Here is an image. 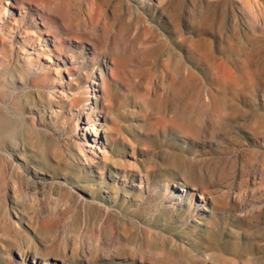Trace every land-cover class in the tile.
Here are the masks:
<instances>
[{"label":"rangeland","instance_id":"rangeland-1","mask_svg":"<svg viewBox=\"0 0 264 264\" xmlns=\"http://www.w3.org/2000/svg\"><path fill=\"white\" fill-rule=\"evenodd\" d=\"M9 1L15 7L6 17L4 5L0 30L16 28L5 36V48L22 56L20 35L33 32L35 11L28 4L20 11L19 0ZM95 2L113 23L109 35L95 31L97 5L89 6L88 0H67L69 18L80 23L78 32L63 29L60 18L49 13L53 27L67 37L61 58L74 59L70 41L75 34L86 49L94 48L97 62L108 52L124 63L123 72L107 79L112 96L97 114L99 123L95 120L105 129L98 135L103 143L107 132L116 140L115 146L106 145L112 162L103 169L82 162L69 167L77 164L74 156L55 143L47 145L54 163L45 168L35 163L43 168L38 175L23 173L21 160L14 158L12 179L26 183L0 191V264H30L34 257L39 264H264V17L254 9L250 14L234 10L232 0H199L194 11L192 0ZM246 34L263 46L253 59L244 56L250 44L242 39ZM229 36L241 53L229 49ZM33 49L27 51L31 57ZM63 76L69 81L68 74ZM92 80L85 77L84 84L90 88ZM94 81L100 91L104 79L96 74ZM62 82L53 84L62 89ZM172 82L177 83L175 104L151 110L148 101L158 94L170 98ZM45 86L19 84L15 97L28 93L25 108L38 110L40 96L49 95L53 85ZM71 98L65 97L67 106ZM69 108L62 110L56 128L61 142L79 133L87 120L80 109ZM177 161L185 166H176ZM119 169L125 174L113 178ZM193 188L197 198L183 196Z\"/></svg>","mask_w":264,"mask_h":264},{"label":"bare ground","instance_id":"bare-ground-1","mask_svg":"<svg viewBox=\"0 0 264 264\" xmlns=\"http://www.w3.org/2000/svg\"><path fill=\"white\" fill-rule=\"evenodd\" d=\"M88 1H89V4H88L89 6L95 7L97 5L95 0H88ZM150 1H153V0H150ZM192 1L194 5V8H193V11H194L196 10L195 8L197 5V1L199 0H192ZM220 1H223V0H220ZM68 3H67V0H19V3L17 2V4L19 5L20 11L25 10L27 4L30 5V7H34V10L32 11H35V14H33L32 16V22H33L32 27H34L32 28L34 29L33 32L29 33L30 31H25L24 34L20 35L23 41V44L21 46V49H23L22 56L21 55L15 56V52L13 51L14 49L11 46L9 47V49H11L10 52H7V48H5V43H7L5 36L8 35L9 33L12 34L16 28H13V27L2 28L0 30V191L7 190L8 188H15L17 184L22 186L23 183H26L25 179H20V177H17V179L15 177L16 181L15 179H12V177L16 176L15 174L17 173L14 171L16 169H11L10 167V166H13L12 160L14 158H19L21 160L23 166L19 165L20 170H22V172L26 173L27 175H29L30 173L38 175L39 174L37 172L38 169L43 170V168L37 167L35 163L41 164L42 166H44V164L49 165V164L54 163V159L56 158H52L51 155H49V151H47L48 150L47 145H51V143L57 144V146H59L60 149L67 148L71 151L70 153H72V155L74 156V159L77 162V164L68 163L69 167L74 168V166H77V165L81 167L80 166L81 164L79 163L82 162V163H85V165H83L84 167H88L90 169L92 168L93 169H103L106 162L107 163L109 161L112 162V159L108 156L109 154L106 150L107 149L106 145L110 141L112 142V146H115L116 140L112 138L109 132H107V133H104L105 143H103L100 140V137L98 135L101 130L104 131L105 129H102V126L100 124L96 125L95 120L97 121V123H99V115L97 114L98 112H100V108L103 109L106 106L105 105L106 101L110 99L112 96V91L108 86L107 79L109 78L113 79L116 77L117 73L123 72L122 70L125 68L124 63L122 61L111 58L110 53L108 52L104 53V56H103L104 59L102 61L97 62L94 57L95 55H93V52H91V51H94V48H92V50L86 49L83 46V43H81L82 39H80L78 35H75V34L72 36L73 41H70L71 47L73 48L72 57L74 59H71V57H69L68 55H65L64 57L61 58L63 53L61 52L59 48H60V45L67 40V37L63 36L62 28L53 27V23H52L53 18L49 12H52V13L54 12L56 17L58 19L60 18L59 19L61 21L60 24L63 27V29L65 30L67 29L68 31L78 32L80 31V28H79L80 23L78 20L69 18L67 14L68 6H69ZM5 4L7 6L6 14H5L6 17H7L8 8L10 6L11 7L13 6L12 8L15 7V5H13L14 3H10L9 0H0V19L3 14L2 12L5 9L4 8ZM248 4H251L252 10L249 8ZM232 8L234 10L238 9L244 14H250L252 13L254 9L258 12V15L260 17H264V0H232ZM81 9L85 10L83 8ZM82 10L81 12H79V9H78L79 15L82 14ZM108 19L110 20V18ZM108 19L107 18L104 19V13L100 10V6L97 5V17L95 20H93V23H94L93 26H94L95 31L99 30L105 35L111 34V32L113 31V28H111L109 25L113 26V23L111 21H108ZM101 24H103V26H101ZM33 37L36 39H32ZM9 38L11 37L9 36ZM234 39H235L234 36H229L226 38L225 42H227L228 44L230 43L229 49L232 52L241 53L240 51H238V50H241L240 46L239 45L237 46L236 44L233 43L236 40ZM242 39L250 43L249 47L247 48L249 49V51L247 50V52H245L244 54L246 59H253V57L256 55V54L254 55V53L258 51H260V53L262 52L261 50H263V46L258 41H256L255 38L250 37L248 34H246L244 38ZM186 40L183 39V42L185 43ZM195 40L193 41L191 40L190 43H193V45L196 44L197 41ZM203 41L208 43V41H206L205 39H202V43ZM245 44H248V43H245ZM37 45L39 46L41 45V47L38 50L33 49ZM29 48L35 50L34 57H31L28 54L29 52L27 51ZM88 55L92 56V58L87 59ZM54 59L57 61L56 64L54 63ZM53 66H55V68H53ZM63 73L68 74L69 81L65 80V76H63ZM96 74H99L105 81L104 86L100 88V91L99 89H97L98 87L94 81V79L96 78ZM191 75L192 74L189 73L190 77ZM90 76L93 78V80H92L91 87L89 88L84 84V79L85 77L86 79H88L90 78ZM54 80H63V82L60 83L59 85L62 87V89H59L57 86H54L53 84ZM19 84H21V87H26L30 85L36 90L41 89V87L43 85L45 86L46 84L53 85V86H50L52 90L50 89L51 92L49 93V95L47 94L44 96H40L42 98L41 99L42 101H40L39 105H37L39 109L32 110L29 108H25L24 106V103L28 100V96H27L28 93H26L25 95H22L21 97H15V94H17V91L20 88ZM176 84H177L176 82H172L171 85L169 86L170 98L166 99L165 97H162L161 95L158 94L153 101L151 102L148 101L150 109L160 110L161 108H163V106H165L166 103L168 104L169 102H172L175 104V100L177 98V87L175 86ZM46 86L45 88H47ZM50 90L48 89V91ZM23 91H26V90H23ZM92 92H94L93 97H91V94H93ZM98 92L100 94H98ZM69 94L72 98L68 100V103H67L68 106H67L64 99L65 97H68ZM143 97L145 98V96ZM43 100H46V104L43 102ZM92 100H95L93 106H91ZM84 101H87V103L89 101L90 102L89 104L83 105ZM210 101H211V104L217 105V99L215 97H211ZM188 102H185V103H188ZM43 103L45 105H42ZM66 107H72V108H69L70 111L72 109H75V111L77 109H80L81 111L80 115L86 116L87 120L83 124L84 127L83 129L80 130L79 133H76L74 136H70L71 137L70 139H67V140L65 139L61 142L57 138L56 128L59 124V119L62 118L61 112ZM47 110H48V113H47ZM47 118L51 120L50 122H53V124L55 123V125L51 126V124L46 123ZM181 118H182V115H181ZM146 119L149 120V118H146ZM161 123H162V120H161ZM28 132H34L36 136L32 137L28 134ZM86 144L89 145L88 148ZM99 155H101L102 159L99 158ZM182 163L178 162L176 166L182 165V167H184L185 164H182ZM58 165L60 166L59 162H58ZM120 165H123V164H121L120 162ZM188 167H189L188 169L191 170L190 172L196 175L195 170H193L194 167L191 163L188 164ZM124 174H125V171L122 169H119L118 171L114 172L113 178L121 177ZM199 176H202V175H199ZM174 186L177 187V184H175ZM183 196L190 197L191 199H195V197L197 198V195L195 194V188L192 189V192H187V193L184 192ZM198 198H200V201L204 202L205 200L204 193H199ZM204 208L205 210H208L206 207ZM31 221L32 220H30V223ZM23 241H24V238H23ZM1 245H0V248H2ZM29 245H27V247ZM20 246L22 247V245ZM43 255L44 254H42V256ZM17 256L22 261H28V255L26 256V254H23V251L18 250ZM35 260H36L35 257L32 258V262H30V264H39Z\"/></svg>","mask_w":264,"mask_h":264}]
</instances>
